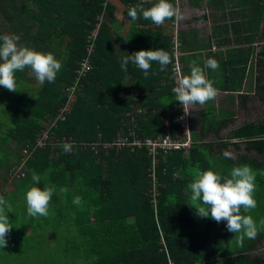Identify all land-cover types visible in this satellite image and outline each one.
Here are the masks:
<instances>
[{"label":"trees","instance_id":"obj_1","mask_svg":"<svg viewBox=\"0 0 264 264\" xmlns=\"http://www.w3.org/2000/svg\"><path fill=\"white\" fill-rule=\"evenodd\" d=\"M236 2L242 21L231 24V29L235 35L240 31L235 39L250 46L232 52L257 56L254 89L239 92L237 100L230 95V103L237 102L244 120L235 124L233 110L229 117L218 119L211 106L192 111L191 148L168 153L157 168L160 193L155 211L146 150L112 149L95 155L79 142L111 141L137 127L138 136L165 135V121L180 115L174 108L180 104L171 93L176 84L172 44L153 33L152 40L134 48L129 45V53L152 47L167 51L170 57L163 69L153 61L160 70H168L165 78L170 84L158 87L157 80L152 83L151 79L150 93L140 91L147 78L138 77L131 62L122 70L114 50L110 1L0 0V20L9 27L0 26V33L10 30L19 36L18 45L50 51L61 62L52 82H38L26 67L15 73L16 90L0 87V103L4 102L0 108V210L13 224L5 234L7 247L0 248V264H264V226L255 238L243 237L237 243L238 235L227 231L223 220L217 223L197 216L195 207L185 201L195 172L211 168L223 176L234 164L246 163L256 173V207L241 213L254 221L264 218V0ZM97 24L89 54L91 68L80 78L65 119L49 129L51 135L71 136L77 143L67 152L62 144L37 150L26 163L25 176L11 179L13 188L6 189L9 170L21 162L22 149L33 144L66 105L67 88L75 81L80 61L87 55L88 36ZM247 61V57L234 61L238 74L234 79L239 80L230 90H242ZM126 72L138 78L136 98L123 84ZM255 100L261 112L252 116L256 105L250 103ZM135 105L146 111L138 114ZM228 123L230 133L223 138L220 131ZM211 133L215 138H205ZM233 149V159L221 155ZM33 173L44 181H37V186L45 183L56 188L47 216L25 214L24 192L33 183ZM77 195L80 203L73 204Z\"/></svg>","mask_w":264,"mask_h":264},{"label":"clouds","instance_id":"obj_2","mask_svg":"<svg viewBox=\"0 0 264 264\" xmlns=\"http://www.w3.org/2000/svg\"><path fill=\"white\" fill-rule=\"evenodd\" d=\"M138 11L142 18L157 25L166 18H179L173 0H153L148 7L137 4L127 9V15L135 20ZM18 40L19 36L15 33H0V87L10 91L16 90L15 73L26 67L31 70L38 82L43 83L45 80L52 82L61 68L60 60L50 51L18 45ZM152 61L158 62L163 69L170 62L169 53L161 48H141L131 53L127 52V55L120 58L119 64L122 70H126V65L131 62L147 76ZM205 68L217 69V60L212 57L204 59L203 68L193 62L188 73L180 76L171 89L173 98L185 112L187 106L204 104L216 95V88L204 74ZM62 148L65 152L69 151L70 142H64ZM221 155L229 159L234 158L229 150H224ZM255 175V171L246 163L234 164L223 176L211 168L197 171L187 185L189 199L185 201L195 207L197 216L211 218L217 223L223 220L226 230L238 235L237 243H240L243 237L255 238L258 228L264 226V218L254 221L250 215L241 213V209L247 213L249 209L256 207L253 196ZM31 179L32 185L24 192L26 212L33 217L47 216L48 202L56 190L55 185L43 183L42 187L37 186L36 182L43 181V178L36 173L32 174ZM61 191L64 189L61 188ZM80 199L77 195L72 203L79 204ZM7 210H11V207L8 206ZM12 225L8 215L0 210V248L6 244L5 234Z\"/></svg>","mask_w":264,"mask_h":264},{"label":"crops","instance_id":"obj_3","mask_svg":"<svg viewBox=\"0 0 264 264\" xmlns=\"http://www.w3.org/2000/svg\"><path fill=\"white\" fill-rule=\"evenodd\" d=\"M108 1L114 5L111 25L114 39V50L116 54L119 55L117 56L119 60L122 56L127 55L129 45L134 48V46H138L143 40H152L153 33L161 34L163 40L165 39L172 44V48L173 41L177 39L180 46L181 53L179 54V59L183 66V75L188 73L189 67L193 62L200 64L202 68L204 59L208 57H212L218 62L217 69H204L206 78L209 79L216 88L215 97L206 101L204 104L190 105L191 114L193 110L205 109L211 106L215 109L218 119L229 117L230 110H233L236 111L235 124L242 122L241 118L243 117L238 114L237 102L234 105L231 104L230 95L237 100L239 92L254 89V76L256 74L255 61L257 56H243V53L232 52L236 48H247L250 46L249 43L240 40L239 37L235 39V36L239 35L240 31L235 35L231 29V24L242 21V17L237 16V11L239 8L241 9V7L236 5V0H173L174 6L178 9L179 18H166L159 25L152 23L148 19L142 18L139 11L135 20H132L127 15V9L129 7H134L137 4H143V7H148L153 0ZM0 21L2 24H0L1 27L9 28L7 21ZM7 33H12V31L9 30ZM244 57H247L248 61L245 65L242 90H230V88L236 85V81L239 80L234 79V76H238V74L235 73L237 68L235 63L244 59ZM173 62L174 54L172 64ZM238 66L241 69L242 65L238 64ZM133 68L136 70L135 72L138 77H143L144 79L147 78L144 82L145 84L139 86L140 91L149 92L152 88L149 85L151 79L152 83L154 82V79L157 80L158 87L170 84V80L165 78L167 77L168 70H160V67L156 66L153 61L151 62L148 70L149 74L147 76H144L143 71L137 68L134 64ZM137 79L136 76L126 72L123 80L124 86L130 88L129 94L133 95L135 98L138 97L137 85L139 84L136 83ZM24 90L27 91V87H25ZM156 103V99H153V104L156 105ZM3 107L4 102H1L0 108ZM180 107L179 105L177 106V104L174 105L175 110H180ZM135 108L140 109V112L136 111L138 114L146 111L141 106L135 105ZM127 125H129V123H127ZM133 131L138 135V127ZM165 132V134H167V131ZM228 133H230V123L220 131V136L224 138ZM205 138H215V135L214 133H211ZM181 151L187 152L184 150ZM166 155L163 157L164 159ZM9 188H13V186H9ZM25 214L27 215L26 212ZM29 232L30 229L28 227L27 233Z\"/></svg>","mask_w":264,"mask_h":264},{"label":"built area","instance_id":"obj_4","mask_svg":"<svg viewBox=\"0 0 264 264\" xmlns=\"http://www.w3.org/2000/svg\"><path fill=\"white\" fill-rule=\"evenodd\" d=\"M102 20V17L100 18ZM98 26L92 30L90 35L88 36V44L86 47L87 55L82 58L80 61V66L76 70V78L73 84H71L68 88V100L66 105L61 108L56 115L54 120H51L48 123L47 128H44L40 133L36 136L33 144L27 145L22 149L21 153V162L19 164L13 165L9 170V179H13L14 177L20 178L25 176L27 161L29 158L33 156V154L39 150L45 148L47 145H57L63 144L64 142H70L71 146L76 144L77 141L69 136H61L55 137L49 133V129L57 125L58 120L65 119V112L69 109L72 102L76 97V91L80 85V78L85 76L91 68L89 54L93 51L95 38L98 32ZM180 46L177 39L173 41V54H174V62L172 64V75L174 76L175 82L178 81L179 77L183 75V66L179 59L180 54ZM135 107V106H134ZM136 111L140 112V109L136 108ZM186 111L182 107H180V115L172 121H166L165 131L167 134L159 135V136H138L134 133L132 129L128 130L127 134L118 136L111 141L105 140H97L93 142H79L83 148H90L95 155H98L101 152H109L112 149L120 150L123 148H129L131 151L136 149H144L146 150L147 155L150 158V167H149V176L151 177V203L153 205L154 210H157V202L159 196V186L160 181L157 175V168L162 160V158L176 150H184L187 151L191 148L193 144V138L191 135L190 129V118H191V108L187 106ZM156 214V212H155Z\"/></svg>","mask_w":264,"mask_h":264},{"label":"rangeland","instance_id":"obj_5","mask_svg":"<svg viewBox=\"0 0 264 264\" xmlns=\"http://www.w3.org/2000/svg\"><path fill=\"white\" fill-rule=\"evenodd\" d=\"M250 105H256V108L253 109V115L252 116H257V114L259 113V111L261 112V109H259V101L258 100H255V101L251 102ZM239 115L241 117H243V118H241V121H243L244 120V112L240 110L239 111ZM231 152H232V154H235L236 153V151L234 149ZM9 186H12L10 180L5 184L6 189L9 188ZM263 244H264V241H263ZM5 247H7V246H5ZM20 249H21V247H20Z\"/></svg>","mask_w":264,"mask_h":264}]
</instances>
